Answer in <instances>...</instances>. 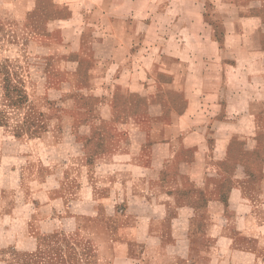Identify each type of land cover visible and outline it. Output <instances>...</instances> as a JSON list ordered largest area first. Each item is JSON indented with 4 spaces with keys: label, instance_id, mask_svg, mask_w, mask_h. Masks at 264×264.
<instances>
[{
    "label": "rangeland",
    "instance_id": "374dc122",
    "mask_svg": "<svg viewBox=\"0 0 264 264\" xmlns=\"http://www.w3.org/2000/svg\"><path fill=\"white\" fill-rule=\"evenodd\" d=\"M252 16L262 23L259 45ZM203 19L187 33L186 22ZM109 25L135 41L125 65L135 79L118 67L124 62L99 68L116 38ZM117 85L155 87L162 135L206 130L221 137L220 151L232 143L226 183L240 155L251 172L244 179L264 181V0H0V264H123L101 220L110 207L100 205L96 217L77 201L97 181L95 159L82 151L81 136L91 135L85 104ZM142 95L146 102L139 96L129 106L123 94L118 109L149 117L151 97ZM176 111L193 122L166 126ZM218 149L209 143L208 159Z\"/></svg>",
    "mask_w": 264,
    "mask_h": 264
},
{
    "label": "crops",
    "instance_id": "0c3cea01",
    "mask_svg": "<svg viewBox=\"0 0 264 264\" xmlns=\"http://www.w3.org/2000/svg\"><path fill=\"white\" fill-rule=\"evenodd\" d=\"M250 14L255 15L252 10ZM251 19L255 22L252 44L259 45L256 34L262 23L256 22L257 16ZM203 21L186 22L187 33L197 30ZM124 30L109 28L116 38L105 59L98 61L99 68L105 62H124L118 67L128 71L129 79H135L138 71H133L131 64L125 68L127 53H133L135 41ZM172 40L168 43L172 44ZM131 56L129 60L138 55ZM142 72L148 78L155 77L152 70ZM79 90H84L83 86ZM105 91L102 96L91 93V102L85 104L91 112L87 125L91 135L81 136L82 151L95 159L93 173L97 181L88 182L77 201L78 206L91 207L96 217L100 205L110 207L108 216L101 220L108 225L112 242L121 247L122 263L264 264V193L259 192L264 191V181L244 179L251 177V172L240 155L235 181L225 182L222 163L233 155L232 140L220 151L221 137L210 138L206 130L162 135V112L154 101L155 87L141 93L137 87L117 85ZM143 93L151 97L146 103L150 116L142 117L132 108L124 116V109H118L125 105L123 94L130 106L131 100L139 96L146 102ZM101 109H107L109 114L103 117ZM175 115L164 120L166 126L171 128L183 117L193 122L190 113L176 111ZM76 139L79 141L78 136ZM209 143L219 147L217 154L209 157L214 164H210L206 153ZM249 190H257V197L250 196ZM77 217L73 216L75 221Z\"/></svg>",
    "mask_w": 264,
    "mask_h": 264
}]
</instances>
